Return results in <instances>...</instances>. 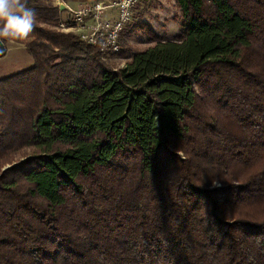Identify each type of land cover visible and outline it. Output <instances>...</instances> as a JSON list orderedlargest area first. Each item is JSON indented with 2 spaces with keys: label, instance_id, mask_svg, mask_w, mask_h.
Masks as SVG:
<instances>
[{
  "label": "trees",
  "instance_id": "obj_1",
  "mask_svg": "<svg viewBox=\"0 0 264 264\" xmlns=\"http://www.w3.org/2000/svg\"><path fill=\"white\" fill-rule=\"evenodd\" d=\"M20 2L0 157L31 153L0 176V264H264V0H177L181 32L119 70Z\"/></svg>",
  "mask_w": 264,
  "mask_h": 264
},
{
  "label": "rangeland",
  "instance_id": "obj_2",
  "mask_svg": "<svg viewBox=\"0 0 264 264\" xmlns=\"http://www.w3.org/2000/svg\"><path fill=\"white\" fill-rule=\"evenodd\" d=\"M54 2L57 4L56 0ZM66 16V12L62 11L61 17ZM182 21L177 0H145L137 6L135 18L122 38L121 52L111 55L101 54V60L113 70H119L130 60L134 52L153 45L157 40L176 38L182 30ZM59 30L77 34L74 29H64L62 26H59ZM5 46L7 53L0 57V78L33 66L34 60L24 44L8 40ZM206 102V100L200 102L197 114L200 112L204 116L214 115L216 112ZM26 153L30 154L31 151L20 149L15 152H5L0 157V176L5 172H7L6 177L15 176L17 171L14 167ZM179 153L180 156H185L182 151Z\"/></svg>",
  "mask_w": 264,
  "mask_h": 264
},
{
  "label": "built area",
  "instance_id": "obj_3",
  "mask_svg": "<svg viewBox=\"0 0 264 264\" xmlns=\"http://www.w3.org/2000/svg\"><path fill=\"white\" fill-rule=\"evenodd\" d=\"M145 0H92L71 6L58 2L66 12L59 26L74 29L80 38L111 55L121 51L120 34L135 18V10Z\"/></svg>",
  "mask_w": 264,
  "mask_h": 264
},
{
  "label": "clouds",
  "instance_id": "obj_4",
  "mask_svg": "<svg viewBox=\"0 0 264 264\" xmlns=\"http://www.w3.org/2000/svg\"><path fill=\"white\" fill-rule=\"evenodd\" d=\"M0 35L25 38L34 26V12L20 0H0Z\"/></svg>",
  "mask_w": 264,
  "mask_h": 264
},
{
  "label": "crops",
  "instance_id": "obj_5",
  "mask_svg": "<svg viewBox=\"0 0 264 264\" xmlns=\"http://www.w3.org/2000/svg\"><path fill=\"white\" fill-rule=\"evenodd\" d=\"M62 1L71 5V6H78L81 3L89 2L92 0H56L57 4H58V2H62Z\"/></svg>",
  "mask_w": 264,
  "mask_h": 264
},
{
  "label": "water",
  "instance_id": "obj_6",
  "mask_svg": "<svg viewBox=\"0 0 264 264\" xmlns=\"http://www.w3.org/2000/svg\"><path fill=\"white\" fill-rule=\"evenodd\" d=\"M60 8L63 9V6H61ZM6 53H7V48L3 40L0 38V57L5 56Z\"/></svg>",
  "mask_w": 264,
  "mask_h": 264
}]
</instances>
